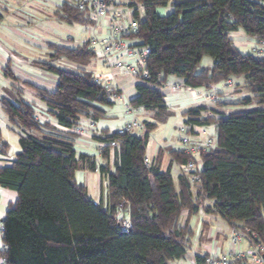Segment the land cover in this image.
I'll use <instances>...</instances> for the list:
<instances>
[{
  "label": "trees",
  "instance_id": "obj_1",
  "mask_svg": "<svg viewBox=\"0 0 264 264\" xmlns=\"http://www.w3.org/2000/svg\"><path fill=\"white\" fill-rule=\"evenodd\" d=\"M117 5H122L116 0ZM129 6H144L137 38L151 50L148 77L136 85L129 102L136 108L166 111L163 88L172 77L183 85L210 92L230 78H244L250 97L241 102L264 106V56L243 53L231 35L243 33L264 41V0H129ZM161 8H171L165 16ZM69 23L95 24L88 14L72 4L60 10ZM86 18V19H85ZM52 59L87 64L94 57L89 41L70 49L52 46ZM252 48V50L254 49ZM205 57L213 66L199 70ZM58 76L59 84L49 92L34 88L58 125L74 129L82 118L98 121L102 107H112L104 85L89 71L80 73L50 63H38ZM13 80L16 76L5 68ZM1 108L10 124L21 129V151L11 166L0 168V187L16 194L3 220V264H170L184 259L193 232L188 223L179 226L184 212L197 215L202 202L231 228L255 233L264 243V108L217 115L205 106L185 112L192 126H214V146L196 154L172 153L178 164L202 162L201 182L193 189L185 176L180 191L171 171L158 163H144L154 123H144L142 135H110L106 143L118 141L115 170L100 166L108 181L106 202H95L87 187L76 181V171L86 163L95 171L94 159L76 160L75 134H62L50 124L40 123L35 108L21 98L4 97ZM215 113V114H213ZM205 114V115H204ZM212 115V116H211ZM5 154L8 145L1 142ZM110 147L103 150L106 155ZM129 207L132 228L123 232L117 223L121 204ZM97 203V204H96ZM197 257L201 264L205 258Z\"/></svg>",
  "mask_w": 264,
  "mask_h": 264
},
{
  "label": "crops",
  "instance_id": "obj_2",
  "mask_svg": "<svg viewBox=\"0 0 264 264\" xmlns=\"http://www.w3.org/2000/svg\"><path fill=\"white\" fill-rule=\"evenodd\" d=\"M33 1H36L35 7L31 8L33 11H26L25 8H20L19 13L21 14H10L9 11H6L7 14H0V71L3 73L2 78L0 77V101L4 97L11 99L13 102H15L17 98H21L25 103L35 108L37 119L40 123L50 124L62 134H75L74 149L76 152V160L78 161L81 156H85L94 159L97 163V169L95 171H92L87 163L83 165V168L77 170L75 174L76 181L87 187L90 197L95 202H106L108 181L98 170L102 165H108L112 171L115 170V163L118 160L116 152L110 149L108 154L104 155L103 150L108 148L105 140L110 135L116 134L117 130L124 125V119L126 120L125 115L123 119H119V117L113 115V107H102L105 112L104 118L98 121L92 118H82L76 128L69 130L58 125L55 118L50 115L46 104L39 99L34 89L39 88L41 90L53 92L59 84L57 75L43 70L38 65V63H50L46 60L61 61L65 59H52V46L70 49L81 47L93 37L91 34H95L96 31L97 33H104V37H106L108 33L106 22L100 21L98 24H87L83 22L69 23L63 18V14H60V10L63 4L72 6V0ZM37 4L40 5V8ZM158 11L167 15L172 12V9L161 8ZM24 14L27 20L20 22L16 15L23 16ZM66 25L85 26L89 28L92 33L86 36L85 39H81L79 36L75 37L69 33L65 35L63 27ZM76 38L78 40L77 43L75 41ZM231 39L239 49L248 47L251 41H256L255 39L240 34V32L232 34ZM99 54L100 53L96 52L95 57ZM50 64L54 65L53 63ZM7 67H9V71L16 76L17 80H13L5 74L4 71ZM84 71L88 70L84 69ZM89 72H91L96 79H99L103 85H106L107 77L110 74L108 68L100 64L95 66L91 63ZM122 78L125 77H116L114 81L110 82V86H118L124 91L121 83ZM137 84L138 82L135 83V87ZM7 87H11L16 92V97L12 98L7 95ZM163 93L166 96V111L164 113L158 114L156 109L147 110L141 108L139 114L143 123H154L157 126L150 134L146 154L150 157L152 162L158 163L161 171H171L175 189L179 192L180 180L183 178V174L180 169L181 164L173 160L172 153L182 149L181 145L176 141V132L179 130L180 126L188 120V117L184 114L192 105L185 91L175 93L171 92L168 88V90L163 91ZM136 94L132 96V98H134ZM206 107L209 110V104L206 105ZM225 108L228 107L224 106L223 109ZM209 112L212 111L209 110ZM164 126L169 127V130L157 140L154 133L158 131L160 127ZM215 132L214 126H195L192 131L194 135L202 133L201 136H199L203 138L206 136L209 137L211 133ZM136 134L142 135L143 131H139ZM205 140H207V138H205ZM1 142H3L2 138ZM7 145L9 149V144ZM7 155L8 150L5 154L0 150V168L11 166L15 160L8 158ZM198 161L202 165L201 160ZM176 181L178 182V189L175 183ZM16 199L15 193L0 187L1 223H3L9 206L14 205ZM201 202V208L197 213L199 220L195 225L192 223V217H189V213L186 211L180 217L179 226L182 227L188 223L192 230L193 237L191 238L190 248L198 244V242L207 241V243L204 246L201 245L199 249V251L203 250L204 253L200 252L198 253L200 255H194L190 251L184 259L180 260L183 261L181 264H194L197 262V257L224 254L231 248L229 241L231 227L217 214L204 210L205 207L212 206V202L208 200H201ZM242 245L243 244L238 247L239 250H248V242L244 243V246ZM3 247V233H0V249ZM0 264H3L2 259H0Z\"/></svg>",
  "mask_w": 264,
  "mask_h": 264
},
{
  "label": "built area",
  "instance_id": "obj_3",
  "mask_svg": "<svg viewBox=\"0 0 264 264\" xmlns=\"http://www.w3.org/2000/svg\"><path fill=\"white\" fill-rule=\"evenodd\" d=\"M71 3L79 11L88 14L90 19L98 24L100 21L106 22L108 33L104 38L91 37L89 44L91 49L96 53L100 52L110 74L107 77L105 86L107 91V99L116 103L122 101L123 91L118 86H110V82L118 76L129 77L136 82L148 77L146 70L147 59L151 54L148 47L143 46L137 38L131 39L138 32L139 20L136 18V12L140 19L144 15V6H129V0L126 5H117L116 0H72ZM253 53L258 56H264V41L260 42L258 48H254ZM96 83L102 84L99 79ZM103 85V84H102ZM233 86V81L228 80L225 85L216 87L210 92L194 89L185 85L171 84L169 89L171 92L179 93L185 91L188 94L190 104L199 107L208 104H218L219 92L225 88ZM166 96L164 97V101ZM192 106V107H193ZM141 108L134 107L130 102L125 107V123L116 132L119 136L134 134L144 130V123L139 119L138 114ZM195 126L184 123L178 130V141L182 147V151L186 154H196L209 150L214 146L213 138H209L205 143L200 142L199 134L194 135L192 131ZM211 135V134H210ZM113 151L119 147L118 141L106 143ZM144 163L147 166L153 164L150 157L146 154ZM180 169L183 176L186 177L191 187L195 189L201 182L202 165L199 162H188L181 164ZM97 204V203H96ZM121 204V210L117 214V223L123 232H128L132 228L130 220V211L127 205ZM4 232L3 223L0 222V233ZM230 250L224 254L211 255L201 264H264V243L258 240L255 233L243 231L239 228H231ZM243 241L248 242V250L241 251L238 247ZM199 264V263H194Z\"/></svg>",
  "mask_w": 264,
  "mask_h": 264
},
{
  "label": "rangeland",
  "instance_id": "obj_4",
  "mask_svg": "<svg viewBox=\"0 0 264 264\" xmlns=\"http://www.w3.org/2000/svg\"><path fill=\"white\" fill-rule=\"evenodd\" d=\"M35 2L33 0H0V14H7L6 11H9L10 14H21L19 13V9L20 8H25L26 11H30L32 7H35ZM121 4L123 5L126 0H120ZM37 6L40 8V5L37 4ZM33 11V10H31ZM159 13H161V11H159ZM23 14V13H22ZM161 15H165L163 13H161ZM15 16V15H14ZM16 17L19 19L20 22L22 21H26V16L25 14L23 16L20 15H16ZM64 28V33L65 35H67L68 33L77 37H81V39H85L86 36H88L91 32V30H89V28H86L85 26H81V25H66ZM240 34H243L244 36H246L243 31H240ZM93 35V37H97V38H104V33L100 32V33H96L95 34H91ZM79 39V38H78ZM76 43H77V38H76ZM238 41V39H237ZM257 47V42L256 41H251L250 44H248V47L246 48H240V51L243 53H249L252 52V48ZM100 53V52H99ZM50 63H53L55 66L64 69V70H69V71H73V72H82L85 70H90L91 68V63L94 64L95 66H98L99 64L102 66H105V68H107L106 63L104 61V58L102 57V55H98L96 56L90 63L88 64H79V63H74L71 61H68L67 59H62L61 61H49L46 60ZM213 66V62L211 60V58L209 57H205L201 63V66L199 68H211ZM2 71H0V77L2 78ZM233 81V86L229 87V88H225L224 87V91L219 92L220 94L219 96V100H221L218 104H209V110L214 111L217 113V115H228L231 114L233 112H238V111H242V110H248V109H252V108H264V106L258 105L257 101H254V104L252 106L249 107H243L241 106V102L243 100H245L247 97H250V91L247 88L246 82L244 80V78L241 77H233L230 78ZM121 83L123 85V98L122 101H118L116 102L112 107L114 108L112 110L113 115L119 117V119H123L124 115H125V107L128 104V102L130 101V99L132 98V96H134L136 94V88H135V83L136 81L132 80L129 77H125L121 79ZM178 84V85H182V83L172 77V79H170V83L164 87L162 90L163 91H167L168 88L170 87L171 84ZM225 85V84H223ZM222 85V87H223ZM7 95L10 97H16V92L11 88V87H7ZM193 106V105H192ZM224 106H227L228 108L223 109ZM195 107V106H193ZM205 115V114H204ZM139 119L141 120V116L140 114H138ZM142 121V120H141ZM125 122V119H124ZM0 128L2 129L1 131V138L3 142H6L7 144H9V149H8V158L11 159H15L16 155L21 151V147H20V143H19V135L21 134V129L19 128H15L13 126H11L9 124V121L6 117V115L4 114L2 108H0ZM169 130V127L164 126V127H160V129L158 131H156L154 133L155 138L161 137L162 135H164L165 133H167V131ZM139 132V131H138ZM136 132V133H138ZM202 133H199V135L201 136ZM140 135V134H139ZM175 137V136H174ZM205 138L209 139V138H213V135L211 134L209 137H200V142L201 143H205L206 140ZM174 139V138H173ZM176 141L179 144L178 141V131L176 132ZM176 186L178 189V182L176 181ZM192 223L195 225V223L199 220V216L198 215H192ZM221 220V219H220ZM221 222V221H220ZM207 243L204 241L198 242V244L193 245L191 248H189L188 252L193 253L194 255H200L198 253H204L203 250L199 251L200 246H204ZM244 243H246V241H243L241 244H243L242 246H244ZM183 261L180 260H175L170 262V264H181Z\"/></svg>",
  "mask_w": 264,
  "mask_h": 264
}]
</instances>
